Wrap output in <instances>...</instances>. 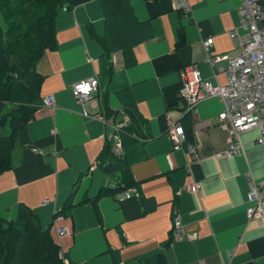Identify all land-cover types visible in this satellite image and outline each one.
<instances>
[{
  "label": "crops",
  "instance_id": "obj_1",
  "mask_svg": "<svg viewBox=\"0 0 264 264\" xmlns=\"http://www.w3.org/2000/svg\"><path fill=\"white\" fill-rule=\"evenodd\" d=\"M129 1L151 36L135 45L133 63L113 79L103 74L102 50L92 36L104 32L100 1L71 0L58 13L56 46L36 65L43 76L40 97L52 96L55 108L38 107L15 131L13 167L0 174V216L14 219L20 206L33 210L64 264H153L157 256L165 264H264V225L248 221L246 212L251 182L264 195V143L256 142L257 129L240 133L234 157H217L228 138L216 120L221 101L200 103L195 118L178 114L183 66L198 65L214 85L225 82V62L206 57L236 54L229 33L246 32L239 26L242 0ZM208 38L207 50L202 43ZM95 74L96 93L78 104L72 85ZM110 117L123 126L138 121L140 137L148 139L135 141L143 154L131 163L123 191L135 188L137 195L124 202L115 198L121 182L101 165L109 148L113 156L124 154L120 132L115 136L105 124ZM197 120L212 124L195 136ZM171 122H181L185 137L190 133L178 149ZM196 139L198 160L189 155ZM196 181L201 188L190 193ZM259 208L264 215V198ZM174 210L181 216L179 238ZM61 212L57 224L53 213ZM59 224L69 234L59 237Z\"/></svg>",
  "mask_w": 264,
  "mask_h": 264
},
{
  "label": "trees",
  "instance_id": "obj_2",
  "mask_svg": "<svg viewBox=\"0 0 264 264\" xmlns=\"http://www.w3.org/2000/svg\"><path fill=\"white\" fill-rule=\"evenodd\" d=\"M70 1L0 0V174L13 167L15 131L28 123L41 102L43 76L36 71L35 64L46 50L56 46L55 20L59 12L71 5ZM99 1L104 32L92 36L102 50L103 74L113 79L120 73L118 69L133 63L135 45L147 41L151 34L147 22L134 18L129 0ZM4 24L7 29L2 28ZM114 54L118 55V64L113 66ZM137 128L138 121L133 120L120 128L124 154L115 157L109 148L102 159L103 171L121 182L122 187L118 185L116 191L127 188L124 185L130 165L142 157L135 141L148 140L140 137ZM186 135L189 140L188 130ZM54 241L48 227L43 228L35 212L25 206L19 207L14 219L0 216V264H64ZM153 264L165 263L157 256Z\"/></svg>",
  "mask_w": 264,
  "mask_h": 264
},
{
  "label": "built area",
  "instance_id": "obj_3",
  "mask_svg": "<svg viewBox=\"0 0 264 264\" xmlns=\"http://www.w3.org/2000/svg\"><path fill=\"white\" fill-rule=\"evenodd\" d=\"M243 6L239 10V26L246 30L244 34H240L235 29L229 33L236 54L227 55V53L218 56H209L206 59L210 63L224 61L226 69H224L226 80L224 83L213 84L208 80H204L201 76L198 65L191 64L183 66L179 71L182 83L178 86V101L181 102V109L178 114L180 116L196 117L198 105L208 99L214 98L221 101L222 108L217 113V124L228 130L227 145L224 149L214 154L217 157L232 158L239 151L241 142L238 137L241 132H247L251 129H257L258 137L255 138L258 144L264 143V0H242ZM184 14H187L188 7L182 8ZM213 42L212 38H208L202 43L206 49ZM99 87V80L95 75L87 76L78 82H74L71 88L78 104L86 101L90 95L96 93ZM55 99L52 96H45L41 99L38 107H54ZM105 124L111 128L114 135H118V131L123 125L115 124L110 117L105 120ZM211 121L197 120L194 129L195 136L200 130L205 129L207 125H211ZM173 134V142L175 149L181 147L184 142L185 132L181 122H171L169 126ZM196 142L189 148V155L198 160L196 155L197 147L200 143ZM116 151H120L119 141L113 144ZM32 151L37 149L31 148ZM116 156H120V152H113ZM201 188L198 181L194 182L188 189L190 193H196ZM263 190L259 189L257 182L250 183V190L246 193V204L248 221L256 220L264 225V215H261L262 201L264 198ZM136 189L131 188L127 191H120L115 197L116 201L124 202L132 196H136ZM50 200L45 199L42 204L48 203ZM175 211V210H174ZM54 222L59 223L63 219L62 214H54ZM181 216L175 211V220L173 227L175 228V237L179 238L181 226ZM58 236L69 234V230L65 225L55 228Z\"/></svg>",
  "mask_w": 264,
  "mask_h": 264
},
{
  "label": "rangeland",
  "instance_id": "obj_4",
  "mask_svg": "<svg viewBox=\"0 0 264 264\" xmlns=\"http://www.w3.org/2000/svg\"><path fill=\"white\" fill-rule=\"evenodd\" d=\"M3 24V23H2ZM2 28H6L7 29V26L4 24L3 25V27ZM117 57H118V55L117 54H114L113 55V59H112V61H111V63H112V65L114 66V65H116L117 63H116V59H117ZM38 63V62H37ZM37 63L35 64V66L37 65ZM117 67H119V66H117ZM36 71H38L37 70V66H36ZM44 200H42V202H43ZM41 202V203H42ZM55 215H54V213H53V217H54Z\"/></svg>",
  "mask_w": 264,
  "mask_h": 264
}]
</instances>
